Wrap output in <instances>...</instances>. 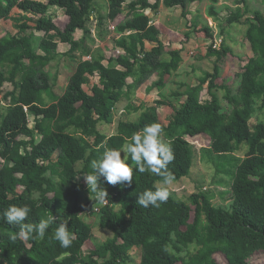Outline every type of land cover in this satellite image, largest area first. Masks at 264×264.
Returning a JSON list of instances; mask_svg holds the SVG:
<instances>
[{
	"label": "trees",
	"instance_id": "1",
	"mask_svg": "<svg viewBox=\"0 0 264 264\" xmlns=\"http://www.w3.org/2000/svg\"><path fill=\"white\" fill-rule=\"evenodd\" d=\"M94 1L0 0V18H10L13 8L21 11L17 33L0 36V108L5 107L0 113V264H126L128 251L135 246L141 248L139 264H220L216 253L224 256L226 264H251L252 255L264 252V118L254 121L257 106L264 109V13L257 10L242 20L239 4L245 0H234L238 6L225 19L245 26L253 53L237 74L236 92L216 81L218 63L230 53L229 47L223 42L219 48L210 46L206 55L216 57L213 71L203 72L193 86L179 84L184 90L172 95L185 99L178 108L169 104L173 114L162 125L157 109L167 105L166 101L133 106L132 96L154 73L158 76L154 85L160 92L166 78L177 73L183 57L180 50L165 49L159 39L160 27L145 11L157 13L162 2L166 8H181L184 17L195 0H106L105 17H99L114 25L117 48L107 56L84 59L91 47L85 41L91 13L96 11ZM218 1L211 0L210 16H217L214 5ZM51 6L64 9L62 27L49 13ZM78 29L83 31L79 40L74 37ZM37 31L43 34L37 35ZM184 36L209 38L213 32L208 26H194ZM146 40L157 44L146 50ZM59 42L69 44L63 55L75 61V68L66 89L57 95L49 65L59 55ZM93 76L98 82L87 91L84 85ZM5 83L12 84V89L4 90ZM205 83L210 98L203 101ZM216 88L226 90L223 100L227 108ZM122 98L129 101L128 110H141L137 119H120L113 133L100 130L101 124L112 123ZM29 113L34 116L33 127L29 126ZM153 123L161 125L162 137L171 146L174 159L168 171L174 181L189 175L193 165V147L186 136L206 134L213 152L232 155L227 207L214 205L207 192L192 193L188 201L177 199L168 185L166 203L159 208L140 207L138 194L155 190L163 178L135 169L131 184L111 185L103 177L98 180V188L107 191V204L96 198L92 188L91 197H83L86 185L77 177L91 173V161L105 148L125 146L133 133ZM240 153H244L242 157ZM78 163H82L80 168ZM10 205L32 209L25 223L36 225L54 217L44 238L35 234L24 238L18 225L8 224L3 212ZM96 208L100 228L111 230L113 236L85 252L83 246L93 232L91 223L81 215L95 213ZM65 218L73 236L67 248L54 239L55 229Z\"/></svg>",
	"mask_w": 264,
	"mask_h": 264
},
{
	"label": "rangeland",
	"instance_id": "2",
	"mask_svg": "<svg viewBox=\"0 0 264 264\" xmlns=\"http://www.w3.org/2000/svg\"><path fill=\"white\" fill-rule=\"evenodd\" d=\"M154 1L155 0H150L151 3H154ZM94 4L96 11L91 13L94 18L91 23H93V25H95V28L97 29L95 36L99 38L100 42L104 44L103 48H96L95 55H108L112 48V45H110L111 41L108 40V37L112 35L111 32L113 33L114 30L111 31V29L109 28V26L111 25L110 22L104 19L101 20V18L99 17V15L105 17L107 3L106 0H95ZM244 4H239L241 13H243L242 20H244L248 16H251L257 10L264 13V3L262 2V0H245ZM211 5V0H195L189 5V11L187 15L183 17L181 8L177 7L169 9L166 8L162 2H160V13H158L156 16H152V22L160 19L163 22L170 21V23L173 24V28L176 29L174 30L179 33L178 41L173 42L175 48H179V44L181 45L180 48H198V53L195 52L193 56H191L189 59L186 58V61L180 64L181 67L180 69H178L177 73H174L172 76L166 78V86L162 89L161 92L158 93V89L154 85L157 81V77L152 76V78L149 77L147 79L152 83V86H149V89L144 92L140 90L139 97H137L136 94L140 86L134 91V95L132 96L131 100V104L133 106H136L140 103L145 105H153L156 100H164L168 103L167 105H161L157 109L158 119L162 125L168 124L169 120L172 117L173 109L169 106V104L171 103L178 108L185 99V96L175 97L172 95V92L174 91L182 92L184 90L185 87H179V84L182 83L186 84L187 86H193L198 83L199 76H201L203 72H212L214 69V65L216 64V57L202 56L200 48H206L207 52L208 47L212 45L211 42L216 43L217 48H219V44L221 42L220 40H222V42L229 47L230 53H228L218 63L219 77L216 81L218 85L222 83L226 84V86H228L233 92H236V88L238 85L237 74L242 71L247 59L253 54L250 48V44L245 38V26L240 23L230 24L225 20L226 17L230 13L234 12L236 10V7L238 6L236 3H234V0H219L214 5V10L217 12L216 17L209 15V8ZM123 9L125 13L126 4L123 5ZM64 12V9L58 6H51L49 8V13L54 18L56 24L61 27L63 26L65 21ZM20 14V10H18L17 8H13L10 14V18H0V36H3L7 33H17V25L20 21L18 20V18ZM27 15L31 16L30 13H27ZM120 18L121 17H119V19ZM29 23L32 24V22ZM194 26H197L198 29L202 28L203 26L210 27L213 32V36L209 38L193 36L190 39H186L184 34L186 32H191ZM36 34L42 35L43 32L37 31ZM190 41L191 43H189ZM65 46L66 47L60 46L59 48H57L59 55L53 61H51L49 65V72L51 73L52 80L51 82H53L52 90L57 95H60L66 89L69 76L75 68V61L69 56L63 55L68 50L67 49L64 51V48H69L68 44ZM37 52L40 53L39 50H37ZM76 54L79 55L78 53ZM54 76H56L55 79ZM96 82H98V78L96 76L90 77L88 83L84 85V88L87 91H90L92 84ZM206 87L207 83H205L204 89L201 91V100L203 101L210 98L207 94ZM11 89L12 84L5 83L4 90ZM214 91L221 99L223 107L227 108V102L223 100V95L226 90L223 88H216L214 89ZM45 100L47 103L50 102L47 97L45 98ZM127 101L128 100L126 98H122L117 103L113 111V121L111 124H101L98 128L107 133H113L120 119H137L141 110H128L127 104H129V101L128 103ZM258 108L259 107L257 106V109L254 113V121L262 120L264 118V109L259 110ZM4 111L5 107H1L0 113H3ZM28 121L29 126L33 127L34 116L30 113L28 114ZM186 138L193 147V165L191 167L189 175L176 181L173 180L172 183L168 185L173 196L177 199L188 201V197L192 193L207 192L211 195L212 203L214 205L227 207L231 202V178L227 170L230 168L228 162L231 160L230 156L232 155H225V157H223L213 152L210 149V137L206 134L186 136ZM243 154L244 153H240L239 156L242 157ZM1 162L2 159L0 158V163ZM81 166L82 163L77 164V168H80ZM77 180L83 182V184L86 185V189H84L83 191V197H91V191L89 190V186L87 185L84 176L77 177ZM115 208H117V206H115ZM81 216L85 221L91 223L93 232L92 239L86 241L83 246V250L85 252L93 249L96 245H99L107 238L113 236L111 230L100 228L98 223L97 211H95V213L85 211ZM128 252L130 258L127 260L126 264H139L141 259V248L135 246ZM214 256L220 264H226V260L222 254L216 253ZM249 260L251 264H264V252L252 255Z\"/></svg>",
	"mask_w": 264,
	"mask_h": 264
},
{
	"label": "clouds",
	"instance_id": "3",
	"mask_svg": "<svg viewBox=\"0 0 264 264\" xmlns=\"http://www.w3.org/2000/svg\"><path fill=\"white\" fill-rule=\"evenodd\" d=\"M163 129L159 123L149 124L140 132L133 133L125 146L116 148H105L101 156L91 161V173H85L84 179L89 188L95 189L96 198L100 201L106 200L107 191L98 188V180L103 177L108 184L125 185L131 184L133 170L144 173L150 171L163 178V183L155 190L146 189L138 194L137 204L148 208L153 206L159 208L166 203L170 191L167 185L173 181L168 171V165L173 161L174 155L171 146L166 144L162 137ZM123 152V157L121 153ZM131 160L132 164L129 163ZM32 209L28 205H10L3 212V219L10 225H18L20 234L26 238H32L33 234L43 239L54 217L42 219L38 224L25 223ZM68 219L60 221L54 231V239L61 247L67 248L72 244L73 236L68 228Z\"/></svg>",
	"mask_w": 264,
	"mask_h": 264
},
{
	"label": "crops",
	"instance_id": "4",
	"mask_svg": "<svg viewBox=\"0 0 264 264\" xmlns=\"http://www.w3.org/2000/svg\"><path fill=\"white\" fill-rule=\"evenodd\" d=\"M54 7H56V6H54ZM159 8H160V6H159ZM158 8V11H157V13H153V12H151V17L152 16H156L158 13H160L159 11H160V9ZM174 8H177V7H174ZM53 9H55V8H53ZM170 9V8H169ZM172 9V8H171ZM160 15V14H159ZM94 20V18H93V15L91 14V17H90V21H89V24H88V27H89V29H90V31L88 32V34H87V38H86V43L89 45V46H91L90 48H88V51H89V55H84L83 56V58L84 59H86L85 57H87V56H89L90 58H91V55H95L96 53H95V51H96V48H99V47H101V48H103V43L102 42H100V39L99 38H97L96 36H95V33H96V31H97V29L95 28V25H93V23H91V21H93ZM153 20V19H152ZM153 23H155V24H157L159 27H160V29H161V33L159 34V39H160V41L164 44V46H165V49L166 50H180L181 51V55H182V57H183V61H182V63H184L185 61H186V58L187 59H189L191 56H193L194 55V53L195 52H197L198 53V48H180L181 47V45L179 44V48H175L174 47V43L173 42H177L178 41V39H179V33H177L175 30V28H173V24L172 23H170V21H165V22H163V21H161L160 19H158V20H156L155 22H153ZM111 24V23H110ZM112 25V24H111ZM110 25V26H111ZM109 26V28L111 29V27ZM175 29V30H174ZM112 30H114V29H111V31ZM187 33V32H186ZM111 36H109L108 37V40H110L111 41V43H110V45H112V48H111V50L112 49H116L117 47L115 46V43H114V32L112 33L111 32ZM74 37H75V39H77V40H79V39H81L82 37H83V31L81 30V29H78V30H76L75 31V33H74ZM191 38V37H190ZM189 38V39H190ZM94 43V44H93ZM171 43H172V45H171ZM189 43H191V41L189 42ZM68 43H64V42H59L58 43V45H57V48H59L60 46L61 47H66L65 45H67ZM157 43L155 42V41H148V40H146L145 42H144V45H145V49L146 50H150L152 47H154L155 45H156ZM69 45V44H68ZM67 49H69V48H64V51L65 50H67ZM201 49V55L202 56H207L206 55V48H200ZM120 52V50H117V52ZM105 56H107V54H104ZM165 56L166 57H168V54H165ZM89 58V59H90ZM180 67H181V65H180ZM180 67H179V69H180ZM178 72V71H177ZM152 77H157V79H158V76H157V74L156 73H154V74H152L151 75ZM150 76V77H151ZM151 77V78H152ZM129 81H132V79H130ZM149 86H152V83L151 82H149L148 80H146L143 84H141L140 85V87H139V89L137 90V94H136V96L137 97H139L140 95H139V92H140V90L141 91H146L147 89H149ZM166 86V85H165ZM151 88V87H150ZM156 88V87H155ZM162 91V90H161ZM160 91V92H161ZM158 93H159V90H158ZM143 99V98H142ZM133 102H134V100H133ZM127 103H128V101H127ZM140 104H142V103H140ZM140 104H137L136 106H138V105H140ZM117 105V104H116ZM116 107V106H115ZM124 111V110H123Z\"/></svg>",
	"mask_w": 264,
	"mask_h": 264
},
{
	"label": "built area",
	"instance_id": "5",
	"mask_svg": "<svg viewBox=\"0 0 264 264\" xmlns=\"http://www.w3.org/2000/svg\"><path fill=\"white\" fill-rule=\"evenodd\" d=\"M145 13L150 15L151 12H150V10H146ZM110 27H111V29H114V25H111ZM220 41H221V42H220V44H219V47H220V45H221V43H222V40H220ZM211 44H212V45H211ZM211 44H210V45L213 46V48H217L216 43L211 42ZM118 52H119V51H118ZM85 58H86V59H89L90 57L87 56V57H85ZM25 110H26V108H25ZM102 204H107V201H106V200L102 201ZM95 210L98 211L97 208H96Z\"/></svg>",
	"mask_w": 264,
	"mask_h": 264
}]
</instances>
